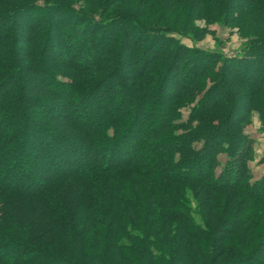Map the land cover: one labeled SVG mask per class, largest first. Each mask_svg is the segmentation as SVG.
I'll return each instance as SVG.
<instances>
[{"label": "trees", "instance_id": "16d2710c", "mask_svg": "<svg viewBox=\"0 0 264 264\" xmlns=\"http://www.w3.org/2000/svg\"><path fill=\"white\" fill-rule=\"evenodd\" d=\"M255 113L264 0H0V264H264Z\"/></svg>", "mask_w": 264, "mask_h": 264}, {"label": "rangeland", "instance_id": "374dc122", "mask_svg": "<svg viewBox=\"0 0 264 264\" xmlns=\"http://www.w3.org/2000/svg\"><path fill=\"white\" fill-rule=\"evenodd\" d=\"M199 23L203 24L202 22ZM212 27L217 31L216 36L207 35L205 39L197 42L186 37L181 38L187 44H195L209 50H220L227 55H236L242 51L244 39L235 29L219 23ZM246 131L255 139L256 159L251 162V167L254 175L258 178L264 174V163L259 162L264 157V131L260 129V121L256 113L253 116L252 124L246 128Z\"/></svg>", "mask_w": 264, "mask_h": 264}]
</instances>
